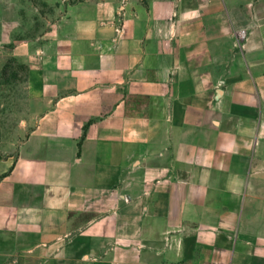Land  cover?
<instances>
[{
	"label": "crops",
	"instance_id": "1",
	"mask_svg": "<svg viewBox=\"0 0 264 264\" xmlns=\"http://www.w3.org/2000/svg\"><path fill=\"white\" fill-rule=\"evenodd\" d=\"M0 264H264V0H0Z\"/></svg>",
	"mask_w": 264,
	"mask_h": 264
},
{
	"label": "trees",
	"instance_id": "2",
	"mask_svg": "<svg viewBox=\"0 0 264 264\" xmlns=\"http://www.w3.org/2000/svg\"><path fill=\"white\" fill-rule=\"evenodd\" d=\"M14 62H15L14 60H10L9 63L7 64V69L8 68H12L13 69L14 68V65H13ZM15 67H17V64H15ZM11 74H12V71H11Z\"/></svg>",
	"mask_w": 264,
	"mask_h": 264
},
{
	"label": "rangeland",
	"instance_id": "3",
	"mask_svg": "<svg viewBox=\"0 0 264 264\" xmlns=\"http://www.w3.org/2000/svg\"><path fill=\"white\" fill-rule=\"evenodd\" d=\"M11 89H12V88H10V90H11ZM13 90H15V89H13ZM14 106H15V105H14ZM14 106H13V107H14Z\"/></svg>",
	"mask_w": 264,
	"mask_h": 264
}]
</instances>
